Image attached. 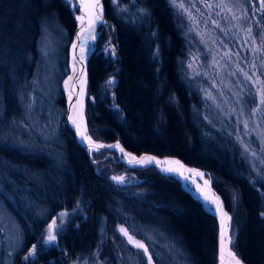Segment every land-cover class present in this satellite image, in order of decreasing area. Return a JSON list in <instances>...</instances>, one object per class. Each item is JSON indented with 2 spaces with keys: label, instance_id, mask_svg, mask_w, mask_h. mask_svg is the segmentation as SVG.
<instances>
[{
  "label": "trees",
  "instance_id": "trees-1",
  "mask_svg": "<svg viewBox=\"0 0 264 264\" xmlns=\"http://www.w3.org/2000/svg\"><path fill=\"white\" fill-rule=\"evenodd\" d=\"M234 1L253 16L264 51V0ZM102 16L87 61L89 133L204 169L230 213L231 248L244 264H264V174L250 168L239 142L202 121L211 114L199 86L205 80L198 65L187 67L191 51L202 46L186 15L171 0H102ZM74 29L67 0H0V197L23 235L12 264H148L121 229L145 246L152 264H217V220L174 177L101 160L114 153L106 149L92 154L93 164L68 127L59 128L53 145L28 142L26 103L43 54L65 65ZM122 170L135 183L108 179ZM63 209L58 245L26 255L49 217Z\"/></svg>",
  "mask_w": 264,
  "mask_h": 264
},
{
  "label": "rangeland",
  "instance_id": "rangeland-1",
  "mask_svg": "<svg viewBox=\"0 0 264 264\" xmlns=\"http://www.w3.org/2000/svg\"><path fill=\"white\" fill-rule=\"evenodd\" d=\"M171 3L177 12L186 15L202 46L201 50L191 51L189 63L192 67L198 65L205 80V89H201L206 102H211L212 115L226 124L229 122L252 167L264 174V51L254 32L253 16L234 0H171ZM50 56L49 51L43 54L34 94L26 103V127L31 136L28 142L32 145L45 146L58 139L63 114L58 102V78L64 65ZM245 97L250 104L237 103ZM125 232L121 231L124 239L136 246L139 241ZM123 237L119 235L118 240ZM20 238L15 220L0 203V264H12L14 254L22 248ZM140 249L148 264H152L145 246Z\"/></svg>",
  "mask_w": 264,
  "mask_h": 264
},
{
  "label": "bare ground",
  "instance_id": "bare-ground-1",
  "mask_svg": "<svg viewBox=\"0 0 264 264\" xmlns=\"http://www.w3.org/2000/svg\"><path fill=\"white\" fill-rule=\"evenodd\" d=\"M69 3V7L72 13V17L74 20V25L76 28L74 39L73 34L71 41L68 45L67 49V58L64 65V74L62 75L61 79L59 80V100L58 102L62 105L63 108V114L60 121V124L58 126V139L54 140L53 142H59L60 133L59 128H65L68 127L72 133L73 137L78 143L77 139L74 136V132L77 136V138L86 144L91 152L90 156H88L86 150V155L89 159V161L93 164H97L98 160L92 158V154L96 153L100 150H109L113 151L114 153H106L101 160H105L108 157H110L113 161L121 163L123 166H125L128 169L131 168H145V167H153L155 168L153 163L159 164L163 169L168 171V169H174V173L177 175L174 176L172 174H163V175H169L177 179L180 184H184L182 187L186 190L189 189L193 197L197 198L199 201H201L203 204H205L212 213H214L219 221H220V234L223 237V245L226 246V236L228 235V232L230 234V229H228V224L226 221V213L223 211L220 200L216 193L221 197V200L224 203V200L222 196L216 192V190L212 186V180L210 176L208 175V172H206L204 169L189 165L185 163L183 160H181L178 156L173 154H155L151 152H141L139 154L135 153L134 151H131L124 147L119 140H113L111 142H105L102 140H97L92 137V135L88 131V126L86 122V116H85V98H86V88H87V75H85V66H86V73H87V61L91 55V53L95 49V43L98 40V28L101 24L104 23V18L102 16V0H67ZM75 16H78V22L76 24ZM107 42V41H106ZM191 45L188 43L187 48ZM111 50L113 54L116 56V51L114 49V45L110 44ZM191 64L189 63L187 67L191 68ZM111 81V82H110ZM107 82L112 85L110 86L111 89H113V85L115 83V80L112 78V76H109L107 79ZM200 89L204 88L206 86L205 81L199 82ZM201 97L204 99V104L207 107V109L211 108L209 107L211 102H206L205 95L203 93V90L201 89ZM249 101L248 97L241 98L238 100L237 103L243 102L244 104ZM250 104V102H248ZM211 111V109H210ZM209 117H208V116ZM204 116V117H203ZM202 121H204L207 125L211 127L213 131H219L223 135H227L228 137L233 140L234 143H238V140L235 137V134L233 133V129L230 128L229 122L227 124L223 119L218 120L214 118V116L209 113L203 114ZM214 120V121H213ZM235 120V119H234ZM230 128V129H227ZM91 139L94 142L91 141ZM46 143L51 144L52 143ZM103 143V145L100 144ZM79 144V143H78ZM110 146V147H109ZM122 149H126L127 151L133 153L134 156H139L140 154H143L144 156H140L137 159H134L131 154L123 152ZM55 150L53 148L49 149V155L55 156ZM154 156V157H151ZM156 159V160H154ZM141 161H144L141 163ZM129 165H128V164ZM248 163L250 168L257 172L251 165L250 160L248 159ZM96 169V168H94ZM122 177L121 184L115 183L113 180H111L109 177ZM108 179L119 186L128 185L130 183H135V181H132L130 171L129 170H122L120 172L111 173L108 176ZM211 187L214 189L213 192ZM18 202L23 203V199L21 197V194L17 196L16 199ZM76 204L79 203V199L74 200ZM0 203L3 206V199L0 197ZM225 206V205H224ZM4 207V206H3ZM5 208V207H4ZM228 211V210H227ZM11 216L12 214L8 212ZM66 213V210H57L52 216L49 217L47 223H45L46 228L44 229L45 233L41 236H37L35 238V241L31 245H39L37 248H50L53 243L58 245L59 240V232L63 227L61 226L60 221H65L66 216L64 215ZM230 214V213H229ZM231 217V216H230ZM14 219V217L12 216ZM56 218L55 225L52 229V234L56 236V240L51 242L50 244H46L45 241L47 239V236L49 234V225L53 223V219ZM15 220V219H14ZM16 222V220H15ZM231 222V221H230ZM17 227L19 229V234L22 237V233L20 230L19 224L16 222ZM105 245L108 243V235L103 234L102 235ZM218 237H219V229H218ZM231 237V236H230ZM22 238H20V245H22ZM30 245V246H31ZM29 246V247H30ZM116 247V246H114ZM230 248H231V242H230ZM232 249V248H231ZM233 250V249H232ZM218 264H240L237 262L234 258H231L227 253H220L219 255V261Z\"/></svg>",
  "mask_w": 264,
  "mask_h": 264
},
{
  "label": "water",
  "instance_id": "water-1",
  "mask_svg": "<svg viewBox=\"0 0 264 264\" xmlns=\"http://www.w3.org/2000/svg\"><path fill=\"white\" fill-rule=\"evenodd\" d=\"M75 21H76V24H77V22H78V16H75ZM75 31H76V28H75ZM75 31H74V34H75ZM74 34H73V39H74ZM85 75H87V73H86V66H85ZM74 136H75V138L77 139V141H78V143H79V145H81L85 150H86V152H87V154H88V156H90V152H91V150H90V148L86 145V144H84L83 142H81L78 138H77V136H76V134H75V132H74ZM91 141L92 142H94L95 143V141H93L92 139H91ZM100 144L101 145H103V143H101L100 142ZM123 150V152H125V153H128V154H131L132 156H133V158L134 159H137V158H139L140 156H144L143 154H140L139 156H134L133 155V153H131V152H129V151H127L126 149H122ZM151 157H154V156H151ZM154 160H156V159H154ZM128 164V163H127ZM129 165V164H128ZM152 165H154L155 166V168L158 170V171H160L161 173H164V174H172V175H174V176H176L177 177V175L173 172V171H166L165 169H163V167H161L159 164H156V163H153ZM111 180H113L115 183H118V184H121V183H123V182H121V180H115V179H113V177L112 176H110L109 177ZM178 178V177H177ZM184 184H182V186H183ZM211 189H212V191L213 192H215L214 191V189L211 187ZM186 190H188L191 194H192V192L189 190V189H187L186 188ZM216 193V192H215ZM193 195V194H192ZM216 195L218 196V198H219V200H220V203H221V206H222V209H223V211L226 213V221H227V224H228V229H230V221H231V217H230V214H229V212L227 211V209L225 208V206H224V203H223V201L221 200V197L216 193ZM194 196V195H193ZM214 216H215V218H216V220H217V223H218V228H219V237H218V261H219V255H220V253H227L231 258H234L237 262H239L240 264H244V262L235 254V252L230 248V242H231V237H230V234H229V232H228V235L226 236V240H225V244H226V246H224L223 245V237L221 236V234H220V228H221V225H220V221H219V219H218V217L214 214V213H212ZM217 264H218V262H217Z\"/></svg>",
  "mask_w": 264,
  "mask_h": 264
},
{
  "label": "snow or ice",
  "instance_id": "snow-or-ice-1",
  "mask_svg": "<svg viewBox=\"0 0 264 264\" xmlns=\"http://www.w3.org/2000/svg\"><path fill=\"white\" fill-rule=\"evenodd\" d=\"M110 82H111V81H110ZM109 147H110V146H109ZM143 162H144V161H141V163H143ZM168 171H174V169H168ZM113 179H115V180H121V179H123V178H122V177H113ZM262 215H264V213H262ZM55 221H56V218H54V219H53V223L50 224V225L48 226V227H49V234H48L47 239H46V241H45L46 244H50L51 242H53V241L56 240V236L52 234V229H53V227H54V225H55ZM121 231L123 232V231H125V230H124V229H121ZM125 234H127V233L125 232ZM129 239L131 240V237H129ZM38 246H39V245L34 244L33 247H32V249H31L30 252H29V255L34 254V251H35V249H36ZM136 246H137V247H140V248H143V247H144V245L141 244V243H139V242H136Z\"/></svg>",
  "mask_w": 264,
  "mask_h": 264
},
{
  "label": "flooded vegetation",
  "instance_id": "flooded-vegetation-1",
  "mask_svg": "<svg viewBox=\"0 0 264 264\" xmlns=\"http://www.w3.org/2000/svg\"><path fill=\"white\" fill-rule=\"evenodd\" d=\"M32 247H33V245H31L28 249H27V251H26V255H29V252H30V250L32 249ZM37 255V251H36V249H35V251H34V254H32V255H30V256H32V257H35Z\"/></svg>",
  "mask_w": 264,
  "mask_h": 264
}]
</instances>
